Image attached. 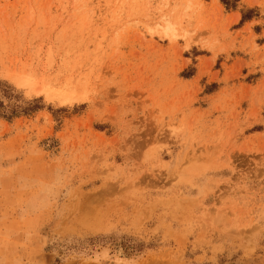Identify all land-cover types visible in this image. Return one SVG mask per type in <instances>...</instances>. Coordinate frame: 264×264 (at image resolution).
<instances>
[{
  "label": "rangeland",
  "instance_id": "1",
  "mask_svg": "<svg viewBox=\"0 0 264 264\" xmlns=\"http://www.w3.org/2000/svg\"><path fill=\"white\" fill-rule=\"evenodd\" d=\"M230 2L0 0V264H264V0Z\"/></svg>",
  "mask_w": 264,
  "mask_h": 264
},
{
  "label": "trees",
  "instance_id": "2",
  "mask_svg": "<svg viewBox=\"0 0 264 264\" xmlns=\"http://www.w3.org/2000/svg\"><path fill=\"white\" fill-rule=\"evenodd\" d=\"M222 3L226 6H229L230 5V0H221ZM37 103V102H36ZM31 107L29 108H25L24 110H19L20 109V106H16L14 108H12V112L13 114H15V116H18V115H22V114H30L38 109H40V106L38 104H29ZM0 117H3V118H6V119H10L8 117V114H0Z\"/></svg>",
  "mask_w": 264,
  "mask_h": 264
}]
</instances>
